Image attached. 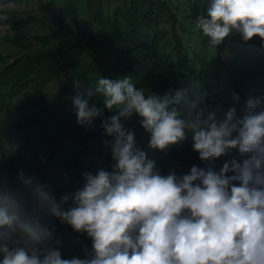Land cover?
Masks as SVG:
<instances>
[{
    "label": "clouds",
    "instance_id": "obj_1",
    "mask_svg": "<svg viewBox=\"0 0 264 264\" xmlns=\"http://www.w3.org/2000/svg\"><path fill=\"white\" fill-rule=\"evenodd\" d=\"M196 27L214 48L239 34L240 49L253 58L264 52V0H209ZM239 81L237 95L251 79L240 73ZM94 92L115 113L101 125L113 137L112 170L86 174L65 210L69 196L58 203L35 177L20 172V189L0 181V264H264V112L256 114L264 91L223 120L204 95L190 97L186 88L159 96L137 89L129 76L99 78ZM73 105L81 126L102 115L79 93ZM133 116L151 134V149L164 151L192 132L208 169L161 175L121 123ZM232 149L239 160L225 159ZM42 213L60 220L48 228Z\"/></svg>",
    "mask_w": 264,
    "mask_h": 264
},
{
    "label": "trees",
    "instance_id": "obj_2",
    "mask_svg": "<svg viewBox=\"0 0 264 264\" xmlns=\"http://www.w3.org/2000/svg\"><path fill=\"white\" fill-rule=\"evenodd\" d=\"M47 1L62 11L55 21L36 14L42 9L23 11L21 18L0 15L5 27L0 32V181L13 189H20L24 169L44 186L50 171L64 174L63 179L71 176L73 192L83 187L86 174L112 170V153L98 144L112 143L101 125L115 113L94 92L99 78L130 76L137 89L159 96L186 88L190 97L204 95V104L216 109L218 120L233 107L240 112L249 98L264 91L261 48L250 58L240 49L243 41L236 33L214 48L197 29L209 0ZM240 73L251 82L237 95ZM74 80L82 87H75ZM78 93L102 112L91 125L78 124L70 106ZM257 110L264 112V102ZM121 123L146 132L136 116ZM193 145L192 133L146 156L161 175L183 176L193 166L207 170L211 162L201 161ZM239 158L237 149L225 155L228 161ZM25 204L31 211L32 202L25 198ZM69 205L71 201L62 209ZM41 219L48 228L60 220L46 213ZM62 234L67 242L73 237L65 228Z\"/></svg>",
    "mask_w": 264,
    "mask_h": 264
},
{
    "label": "rangeland",
    "instance_id": "obj_3",
    "mask_svg": "<svg viewBox=\"0 0 264 264\" xmlns=\"http://www.w3.org/2000/svg\"><path fill=\"white\" fill-rule=\"evenodd\" d=\"M26 1L27 0H0V15H7L13 18H21L23 17L22 15L23 11H31V10L35 11L37 9H42V11L36 12V14L40 16H43V15L51 16V19L55 21L62 13L60 7L52 3L49 4L47 0H29L28 2ZM4 29H5L4 26H0V32H2ZM52 86L54 88L59 87V85L57 84H54ZM70 106L74 107L73 103H71ZM129 130L135 133L136 147L144 151L147 156H150L151 153L154 150H156V149H151L149 147V142L151 139L150 133H146L144 131H134L132 129H129ZM186 135H189V134L187 133ZM191 135H192V132H191ZM110 145L111 143L108 141L101 142L98 144L100 148L105 149L112 153ZM52 169H57V168L54 167ZM23 174L26 178H29L31 174V170L24 169ZM62 175L64 174H60L59 172L54 170V171L48 172V174L44 178L47 184L46 188L51 192L52 196L56 199L58 203L61 201V198L64 197L65 195L69 196V200L71 201V196L74 195L75 193L71 190V185L69 184L71 182V176H66V178L63 179ZM21 187L22 186H20L19 188ZM25 193H26V190H25ZM79 257L80 256L78 255L75 258H79Z\"/></svg>",
    "mask_w": 264,
    "mask_h": 264
},
{
    "label": "bare ground",
    "instance_id": "obj_4",
    "mask_svg": "<svg viewBox=\"0 0 264 264\" xmlns=\"http://www.w3.org/2000/svg\"><path fill=\"white\" fill-rule=\"evenodd\" d=\"M219 114H221V113H219Z\"/></svg>",
    "mask_w": 264,
    "mask_h": 264
}]
</instances>
